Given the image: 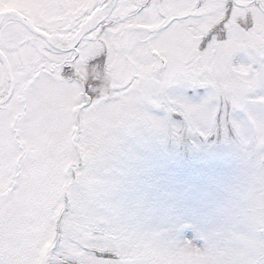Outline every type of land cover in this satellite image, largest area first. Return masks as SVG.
Wrapping results in <instances>:
<instances>
[{"label":"snow or ice","instance_id":"snow-or-ice-1","mask_svg":"<svg viewBox=\"0 0 264 264\" xmlns=\"http://www.w3.org/2000/svg\"><path fill=\"white\" fill-rule=\"evenodd\" d=\"M238 143L237 222L148 228L130 145ZM0 264H264V0H0Z\"/></svg>","mask_w":264,"mask_h":264},{"label":"rangeland","instance_id":"rangeland-1","mask_svg":"<svg viewBox=\"0 0 264 264\" xmlns=\"http://www.w3.org/2000/svg\"><path fill=\"white\" fill-rule=\"evenodd\" d=\"M121 163L120 203L151 229L186 225L182 239L212 235L237 222L234 200L250 176L244 149L223 139L130 145Z\"/></svg>","mask_w":264,"mask_h":264}]
</instances>
